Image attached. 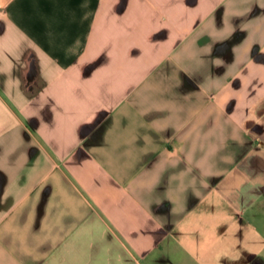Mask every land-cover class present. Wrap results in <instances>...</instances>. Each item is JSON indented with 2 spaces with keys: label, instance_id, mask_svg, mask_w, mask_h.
I'll list each match as a JSON object with an SVG mask.
<instances>
[{
  "label": "crops",
  "instance_id": "1",
  "mask_svg": "<svg viewBox=\"0 0 264 264\" xmlns=\"http://www.w3.org/2000/svg\"><path fill=\"white\" fill-rule=\"evenodd\" d=\"M264 0H0V264H263Z\"/></svg>",
  "mask_w": 264,
  "mask_h": 264
},
{
  "label": "rangeland",
  "instance_id": "2",
  "mask_svg": "<svg viewBox=\"0 0 264 264\" xmlns=\"http://www.w3.org/2000/svg\"><path fill=\"white\" fill-rule=\"evenodd\" d=\"M264 259V258H263ZM264 261V260H263ZM263 264H264V262H263Z\"/></svg>",
  "mask_w": 264,
  "mask_h": 264
}]
</instances>
